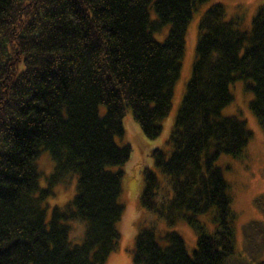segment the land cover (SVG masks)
I'll return each instance as SVG.
<instances>
[{
	"label": "trees",
	"instance_id": "obj_1",
	"mask_svg": "<svg viewBox=\"0 0 264 264\" xmlns=\"http://www.w3.org/2000/svg\"><path fill=\"white\" fill-rule=\"evenodd\" d=\"M205 1L0 0V264H106L118 246L124 210L123 172L112 168L131 155L129 144L116 142L124 114L131 109L146 138L161 134L188 25ZM225 15L219 2L202 14L171 153L160 147L151 152L172 196L156 200L164 183L154 171L145 172L140 194L142 207L168 225L193 227L197 247L189 255L174 230L162 235V245L154 223H142L134 264H227L235 252V214L215 162L224 153L239 156L252 137L245 119L222 114L236 80H249V106L264 130V7L249 30ZM166 26L165 38L156 39ZM43 150L55 162L45 188L37 164ZM70 175H76V193L54 206L47 222L43 204ZM262 196L255 202L264 213ZM212 207L218 228L209 233L197 216ZM74 220L85 223L80 243L69 239ZM252 224L244 227V251L255 255L238 264H264L258 260L264 222Z\"/></svg>",
	"mask_w": 264,
	"mask_h": 264
},
{
	"label": "rangeland",
	"instance_id": "obj_2",
	"mask_svg": "<svg viewBox=\"0 0 264 264\" xmlns=\"http://www.w3.org/2000/svg\"><path fill=\"white\" fill-rule=\"evenodd\" d=\"M222 3L225 7L226 19H237L241 29L249 30L253 17L261 7H264V0H207L194 10L190 19L187 34L184 56L180 77L174 85L172 105L168 115L162 120L161 134L155 139H148L144 136L139 123L133 116L131 109H127L123 118L124 133L116 137L118 145L129 144L131 155L129 160L122 166L113 167V170L122 169V192L119 202L123 204L124 210L121 220L118 222L120 238L117 248L108 256L106 264H134L132 260V249L135 246V239L139 227L142 223L150 225L154 223L158 241L166 245L162 235L169 230L177 231L183 238L189 255L197 247L198 232L184 222L175 225H168L167 222L156 213L144 209L140 202V194L144 188V174L146 171H154L164 187L157 191L156 200L164 201L172 196L170 182L166 175L155 165L152 149L163 148L171 153L169 143L170 135L174 129L175 121L187 83L192 74V66L195 59L196 43L199 33V21L204 11L214 3ZM151 16L155 13L150 8ZM169 30L166 26L162 31L155 32L154 36L158 40H163ZM249 80L238 79L230 85L233 100L222 110L223 115H236L245 119L248 127L252 131V137L239 156L221 154L215 164L223 170L224 178L228 184L227 193L231 198V210L235 214L233 221L234 229V254L229 258L227 264H238L241 261L251 259L253 255L246 256L244 246L245 225L258 220L264 222V213L255 202L257 197L262 196L260 203L264 205V130L258 122L249 103L254 97V93L245 88ZM101 113L105 112V107L101 106ZM40 171L39 185L42 188L48 186V179L54 171L55 162L48 150H43L38 161ZM76 175H70L64 181L53 186L52 195L48 196L44 202L46 210V221L51 218L54 206H64L76 193ZM161 183V184H162ZM216 208L199 214L198 220L205 226L209 233L218 228L215 221ZM71 225L69 239L72 243L82 241L85 223L81 220L68 222ZM253 226V224H252ZM262 240V238H259ZM263 241V240H262ZM256 251V250H254ZM264 251V247L262 249ZM259 251V259H264V252ZM257 254V253H256ZM255 261L252 264H256Z\"/></svg>",
	"mask_w": 264,
	"mask_h": 264
}]
</instances>
